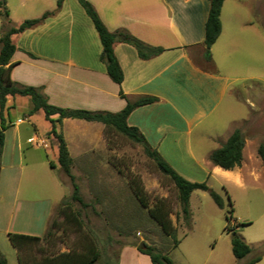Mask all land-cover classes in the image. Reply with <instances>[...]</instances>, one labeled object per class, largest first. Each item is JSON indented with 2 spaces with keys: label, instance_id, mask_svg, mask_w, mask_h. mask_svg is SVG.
I'll return each instance as SVG.
<instances>
[{
  "label": "crops",
  "instance_id": "1",
  "mask_svg": "<svg viewBox=\"0 0 264 264\" xmlns=\"http://www.w3.org/2000/svg\"><path fill=\"white\" fill-rule=\"evenodd\" d=\"M88 1L109 31L125 30L163 51L141 59L134 47L113 43L123 73L122 82L116 84L100 60L97 32L76 0H63L58 9L56 0H5L13 25L51 12L40 23L11 36L16 46L11 57V79L38 88L51 105L69 109L115 113L128 101L153 96L155 102L135 108L126 120L151 148L189 181H197L193 174L210 173L224 182H241L243 150L241 165L230 170L214 165L209 155L235 129L244 132L246 123L252 124L261 115L258 99L264 95V87L258 81L260 75L222 69L225 61L229 68L240 67L233 61L237 55L251 62H258L262 54L264 57V0L223 2L221 31L210 48V61L203 58L210 0ZM230 1L226 12L225 5ZM4 29L0 15V36ZM235 99L244 100L245 105L237 114L232 113ZM30 108L28 96H8L3 113L9 125L0 157V252L7 264H19L7 234L43 236L56 206L66 195L56 190L60 181L52 182L54 168L49 162L56 166L53 158L57 161V142L48 134L51 124L42 110L28 115ZM36 116L45 123L43 129L35 122ZM55 128L66 143L71 171L75 158L87 159L105 146L104 125L100 122L64 118ZM240 227L236 229L238 234ZM180 247L179 239L178 245L168 250L172 263L190 264V255L177 252ZM247 256L239 260L234 257L237 263L228 260L225 264H243L255 255ZM118 264L152 263L136 247L126 245L120 250ZM255 264H264V255Z\"/></svg>",
  "mask_w": 264,
  "mask_h": 264
},
{
  "label": "rangeland",
  "instance_id": "2",
  "mask_svg": "<svg viewBox=\"0 0 264 264\" xmlns=\"http://www.w3.org/2000/svg\"><path fill=\"white\" fill-rule=\"evenodd\" d=\"M230 4L231 1L226 3V12ZM246 59L251 62V59L245 58L244 55H237L233 61L241 66L229 68L228 62L225 61V69L222 70L233 69L234 74L260 75L258 81L264 87L263 54L260 60L258 59L260 65L256 61L249 64ZM258 103L262 109L260 117L253 119L252 124L246 123L245 131L241 132L245 141L241 182H224L220 176L210 173L193 174L197 179L193 182H205L221 196L224 207L218 208L206 191L194 190L189 201L190 229L186 228L180 217V204L173 183L144 154L141 145L133 143L125 136L111 132L107 141L104 133L105 146H100L93 155L87 156V159H74L71 172L75 176L83 201L89 204L86 208L70 199L71 182L53 158L56 166L51 173L52 182L60 181L56 190L60 191L61 195L66 194L63 199L78 214L82 228L64 221L63 215L58 213V204L47 226L46 232L48 231L50 236L44 237V234L37 244L21 252L23 264H44L46 258L61 252H80L86 243L85 235L88 234L95 239L100 252L94 264H118L120 250L126 245L137 248L138 244L143 243L166 253L172 241L135 197L130 185V180L135 178L140 180L149 206L160 198L170 203V219L176 237L181 240V247L177 252L190 255V264H225L228 260L235 262L229 247L231 234L224 230L226 226L233 227L235 223H247L239 226L242 229L240 237L251 247L247 258L259 254L263 256L264 166H261L262 159L258 154V147L264 146V95L259 97ZM243 104L244 100L235 99L232 113L237 114L245 106ZM34 120L40 129L44 128L42 119L36 116ZM86 160L87 163H84ZM228 196L232 204L230 221L225 217L231 208ZM53 221L55 225H52Z\"/></svg>",
  "mask_w": 264,
  "mask_h": 264
},
{
  "label": "trees",
  "instance_id": "3",
  "mask_svg": "<svg viewBox=\"0 0 264 264\" xmlns=\"http://www.w3.org/2000/svg\"><path fill=\"white\" fill-rule=\"evenodd\" d=\"M76 1L83 8L97 32L101 43L100 60L104 63L106 73L114 83L120 84L122 82L123 73L113 53V43L121 42L134 47L138 57L141 59H148L163 51L160 47H154L143 43L125 30H117L114 32L109 31L99 18V15L93 5L88 0ZM224 1L225 0H210L209 2L208 14L204 24L203 39V58L206 61H210V48L216 41L221 31L220 12ZM62 2L63 0H56V9L60 8ZM49 14H51V12H45L39 18L26 19L18 25H13L8 18L5 0H0V15L5 26V29L0 36V157L4 142V131L9 125L3 114L7 97L16 95L28 96L31 101V108L28 110V115H32L36 111L42 110L44 118L51 124V129L48 134L52 135L57 142V163L61 171L69 178L72 185V192L69 197L72 201L79 203L82 208L88 207L89 204L83 201L79 193V186L75 182V176L71 172L72 160L69 156L66 143L61 132H57L55 128L56 123H60L64 118L100 122L104 125V133L107 137V141H109L108 134L115 132L125 136L133 143L141 145L144 154L155 163L157 169L162 174L166 175L175 186L177 190V199L180 204V217L187 229H190L191 227L189 199L194 190L206 191L215 205L218 208H223L224 202L218 193L209 188L205 182L189 181L176 172L155 149L151 148L145 137L136 127H132L127 124V117L135 108L151 104L155 102L157 98L153 96H143L135 101H128L122 110L115 113L90 111L86 109L61 108L48 103L46 97L38 88L19 85L11 79V69L14 65V63L11 62V57L16 50V46L13 44L11 36L13 34L20 33L27 28L35 26ZM119 95L125 98V95L121 91ZM244 142L245 141L241 131L239 129H235L219 148L210 153L209 160L214 165L225 170L239 167L242 161ZM258 154L260 158L264 160L263 145L258 147ZM49 165L51 168H54V164L52 162H49ZM130 181L131 188L140 205L147 209L149 216L171 239L172 245L170 249L175 248L179 243V239L176 237L175 228L170 219L172 208L170 203L166 199L160 198L156 199L154 203L149 206V202L146 199L140 180L135 178ZM228 201L231 208L230 212L225 217L228 221H230L232 220V204L229 196ZM58 213L63 215L64 221L74 224L79 229L82 228V221L80 220L78 214L72 210L71 206L65 199H62L59 203ZM245 224L247 223H237L234 224L233 227L226 226L224 229L231 234V253L238 260L246 257L251 251L250 246L244 242L240 235L236 232L237 227ZM52 225H55L54 221L52 222ZM7 236L9 242L17 251L19 264H23L21 252L37 244L42 239L40 236L20 233H8ZM48 236H50V233L47 231L44 237ZM85 237L86 238H84V240H86V243H84L83 249L80 252L74 250L61 252L46 258L44 264H94L98 260L100 252L95 239L89 234L85 235ZM137 250L140 253L149 256L152 264H173L171 258L168 256V251L166 253H162L155 247L149 245H145L142 249L137 248ZM260 257L261 254L256 255L248 259L244 264H255L260 260ZM0 264H7V260L1 252Z\"/></svg>",
  "mask_w": 264,
  "mask_h": 264
},
{
  "label": "water",
  "instance_id": "4",
  "mask_svg": "<svg viewBox=\"0 0 264 264\" xmlns=\"http://www.w3.org/2000/svg\"><path fill=\"white\" fill-rule=\"evenodd\" d=\"M144 247H145V244H143V243H140V244L137 245V248H139V249H142Z\"/></svg>",
  "mask_w": 264,
  "mask_h": 264
},
{
  "label": "built area",
  "instance_id": "5",
  "mask_svg": "<svg viewBox=\"0 0 264 264\" xmlns=\"http://www.w3.org/2000/svg\"><path fill=\"white\" fill-rule=\"evenodd\" d=\"M18 122H21V119L18 120ZM32 139H28V141L30 142Z\"/></svg>",
  "mask_w": 264,
  "mask_h": 264
}]
</instances>
